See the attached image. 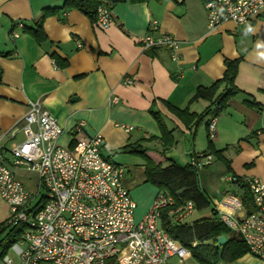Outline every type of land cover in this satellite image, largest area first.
Listing matches in <instances>:
<instances>
[{"label":"crops","instance_id":"0c3cea01","mask_svg":"<svg viewBox=\"0 0 264 264\" xmlns=\"http://www.w3.org/2000/svg\"><path fill=\"white\" fill-rule=\"evenodd\" d=\"M64 1L0 0V159L29 196L37 192L38 176L11 163L12 151L27 138L24 116L31 102L63 129L60 146L70 148L78 137H101L102 157L124 171L122 183L136 204V222L163 194L147 183L144 157L163 167H185L196 154L211 156L210 165L197 171L203 177L197 179L199 188L210 202L209 211L197 219L211 218L214 195L238 197L237 185L228 178L264 183V15L241 25L224 22L209 33L205 0H126L110 9L107 29L77 10L46 17L41 44L17 27H34L43 9L61 8ZM152 21L158 26L149 32ZM149 33L172 36L178 62L165 48L143 50L140 41ZM227 62L236 64L233 87L225 80ZM217 82L211 100L194 99L198 89ZM232 88L237 94L215 116L219 99ZM213 118L210 138L207 125ZM79 122L84 127L73 133ZM171 210L170 222L176 223ZM8 216L0 198V227ZM227 239L241 243L230 232ZM220 264L261 262L247 253Z\"/></svg>","mask_w":264,"mask_h":264},{"label":"built area","instance_id":"2783aa9c","mask_svg":"<svg viewBox=\"0 0 264 264\" xmlns=\"http://www.w3.org/2000/svg\"><path fill=\"white\" fill-rule=\"evenodd\" d=\"M99 1L95 25L107 29L111 12L106 0ZM204 9L210 33L224 22L241 25L261 17L264 0H205ZM157 26L152 21L149 32ZM17 27L22 30V25ZM17 37L11 33V38ZM140 44L143 50L165 48L172 62L179 60L178 43L170 35L149 33ZM83 127L79 122L73 133ZM214 132L213 118L208 124L210 138ZM23 133L27 138L12 151V168L35 173L39 182L35 196H29L0 159V198L9 208L1 227L22 228L0 264H106L110 260L115 264H166L172 258L184 264L190 257L161 227L162 211L173 206L171 197L158 194L142 219L135 221L136 204L122 183L124 171L102 157L99 135L78 137L70 148L60 146L64 131L38 102L28 105ZM211 160L209 155L196 154L189 166L198 171ZM227 182L246 185L255 210L247 214L234 195H225L213 209L227 231L264 264V183L251 178H228ZM192 212L190 202L171 210L176 223Z\"/></svg>","mask_w":264,"mask_h":264},{"label":"trees","instance_id":"16d2710c","mask_svg":"<svg viewBox=\"0 0 264 264\" xmlns=\"http://www.w3.org/2000/svg\"><path fill=\"white\" fill-rule=\"evenodd\" d=\"M109 9L126 0H106ZM149 0H128L130 3H145ZM163 1V0H156ZM99 0H65L61 8L43 9L39 18L34 21V27H23L24 33L29 34L36 43L41 44L45 39L42 24L46 17L51 16L59 11L77 10L86 16L91 22L96 21V9ZM57 60H55V63ZM235 62H227L226 81L232 86V79L235 76ZM65 64H63V67ZM230 77V79H228ZM220 82L215 83L210 88H200L197 90L194 99L206 98L211 100ZM237 94L233 88L227 91L224 97L220 98L215 109V116L224 109L225 100ZM208 126V125H207ZM144 155V153L142 154ZM220 153L216 152L215 156ZM145 158V175L147 183L154 186L160 193H163L173 199V206L166 208L161 214V227L164 232L173 240L177 241L183 248L189 251L198 264H220L230 263L248 253V249L242 243L227 239V243L216 248L215 240L220 236H227L228 231L221 223L214 209L211 210V218L196 219L191 222L171 223V217L168 212L180 206L182 203L190 202L196 213H202L210 208V202L205 194L201 191L197 180V171L189 165L179 167L169 163L163 167V164L155 163L151 159ZM167 161H165L166 163ZM242 205L247 214L252 213L255 209L252 204V197L246 185L237 184ZM39 205L35 209H39ZM22 228L4 229L0 227V261L6 254L12 241L20 236ZM106 264H115L113 260Z\"/></svg>","mask_w":264,"mask_h":264},{"label":"rangeland","instance_id":"374dc122","mask_svg":"<svg viewBox=\"0 0 264 264\" xmlns=\"http://www.w3.org/2000/svg\"><path fill=\"white\" fill-rule=\"evenodd\" d=\"M186 1H194V0H186ZM198 177H197V179H199V181H201L202 179H203V177L201 176V171L199 172V174L197 175ZM224 184V183H223ZM224 187H226V189L225 190H227V193H229V186H226L225 184H224ZM210 193V192H209ZM211 194V193H210ZM221 194H218V195H214L211 199H213L212 200V202H211V204H218V202H220V200L222 199L221 198ZM207 211H209V209H207L206 211H204L203 213H205V212H207ZM198 217H200V213H193L192 215H191V217L189 218V222H191L192 220H195V219H197ZM257 260V259H256ZM168 264H180V262L176 259V258H174V259H170L168 262H167ZM182 263V262H181ZM184 264H198L192 257H189V258H187L184 262H183Z\"/></svg>","mask_w":264,"mask_h":264},{"label":"water","instance_id":"95a60500","mask_svg":"<svg viewBox=\"0 0 264 264\" xmlns=\"http://www.w3.org/2000/svg\"><path fill=\"white\" fill-rule=\"evenodd\" d=\"M227 243L226 237L225 236H220L215 240V247L220 248L224 246Z\"/></svg>","mask_w":264,"mask_h":264}]
</instances>
